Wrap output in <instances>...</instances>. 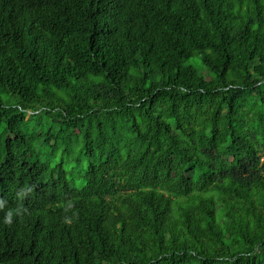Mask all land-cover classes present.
Returning a JSON list of instances; mask_svg holds the SVG:
<instances>
[{"label":"trees","instance_id":"1","mask_svg":"<svg viewBox=\"0 0 264 264\" xmlns=\"http://www.w3.org/2000/svg\"><path fill=\"white\" fill-rule=\"evenodd\" d=\"M0 264H264V0H0Z\"/></svg>","mask_w":264,"mask_h":264},{"label":"clouds","instance_id":"2","mask_svg":"<svg viewBox=\"0 0 264 264\" xmlns=\"http://www.w3.org/2000/svg\"><path fill=\"white\" fill-rule=\"evenodd\" d=\"M1 206H5V205H2V203H1ZM5 222H6V223H10V222H11V221H10V218L6 217V218H5Z\"/></svg>","mask_w":264,"mask_h":264}]
</instances>
